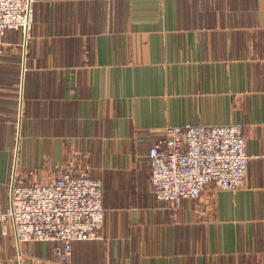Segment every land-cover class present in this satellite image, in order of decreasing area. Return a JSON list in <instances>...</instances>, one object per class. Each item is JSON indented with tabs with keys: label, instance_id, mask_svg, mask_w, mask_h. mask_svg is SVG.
Segmentation results:
<instances>
[{
	"label": "crops",
	"instance_id": "0c3cea01",
	"mask_svg": "<svg viewBox=\"0 0 264 264\" xmlns=\"http://www.w3.org/2000/svg\"><path fill=\"white\" fill-rule=\"evenodd\" d=\"M29 35L0 52V208L9 187L63 171L103 183L105 225L69 264H264V0H34ZM239 124L247 185H210L174 211L149 151L169 125ZM59 241L17 242L0 264H66Z\"/></svg>",
	"mask_w": 264,
	"mask_h": 264
},
{
	"label": "built area",
	"instance_id": "2783aa9c",
	"mask_svg": "<svg viewBox=\"0 0 264 264\" xmlns=\"http://www.w3.org/2000/svg\"><path fill=\"white\" fill-rule=\"evenodd\" d=\"M34 20L33 0H0V47L10 29L29 35ZM249 161L239 124L169 125L164 139L149 151L152 189L176 211L185 200L199 198L210 185L229 191L245 187ZM103 198L101 180L70 171L46 182L12 181L8 206L0 208V221L13 226L19 242L59 241L58 259L69 264L75 241L102 235Z\"/></svg>",
	"mask_w": 264,
	"mask_h": 264
},
{
	"label": "rangeland",
	"instance_id": "374dc122",
	"mask_svg": "<svg viewBox=\"0 0 264 264\" xmlns=\"http://www.w3.org/2000/svg\"><path fill=\"white\" fill-rule=\"evenodd\" d=\"M33 5H34V0H33ZM3 44H4V42H3ZM0 48H2L3 50H4V47H3V45L0 47ZM4 52V51H3ZM2 52V53H3ZM14 181V180H13ZM171 209V208H170ZM173 210V209H172ZM17 242H19V241H17ZM19 243H21V242H19Z\"/></svg>",
	"mask_w": 264,
	"mask_h": 264
}]
</instances>
